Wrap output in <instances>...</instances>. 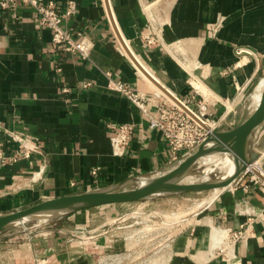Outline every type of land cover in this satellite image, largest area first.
<instances>
[{
  "label": "crops",
  "instance_id": "1",
  "mask_svg": "<svg viewBox=\"0 0 264 264\" xmlns=\"http://www.w3.org/2000/svg\"><path fill=\"white\" fill-rule=\"evenodd\" d=\"M55 1L61 10L66 7L67 0ZM75 1L77 13L66 25L74 36L82 30L94 42L89 59L77 52L54 54L52 32L34 7L0 10V216L51 198L129 185L138 175L170 166L173 154L162 132L109 86L112 77L133 89L155 90L120 49L119 33L127 53L133 50L176 94L200 88L217 96V116L231 113L227 101L264 74V0ZM146 3L163 28L164 43L152 47L141 39L149 23ZM147 109L158 114L153 99ZM111 122L135 127L122 156L112 151ZM14 132L37 149L23 154ZM14 155L17 161L3 160ZM251 176L238 177L172 227L166 244L133 241V234L117 233L110 222L93 228L98 233L92 238L74 235L99 220L95 208L109 213L118 204L113 203L54 219L34 232L1 231L0 264H138L136 253L146 255L147 264H264V179ZM241 228L243 235L229 242L230 231Z\"/></svg>",
  "mask_w": 264,
  "mask_h": 264
},
{
  "label": "built area",
  "instance_id": "2",
  "mask_svg": "<svg viewBox=\"0 0 264 264\" xmlns=\"http://www.w3.org/2000/svg\"><path fill=\"white\" fill-rule=\"evenodd\" d=\"M106 3V0H103ZM21 5H29L35 8L38 13L40 23L49 28L52 32L50 46L54 54L60 51L79 53L83 58L89 59L92 56L94 42L82 30L78 31L74 36L72 31L67 27V20L77 13V4L75 0H67L66 7L61 10L55 0H0V10L7 11L18 9ZM151 5L145 4L148 13V29L141 34L143 43L149 47L164 43L162 21L158 20L156 15L151 11ZM111 21L115 23L112 13H108ZM119 46L124 51L134 65L141 73L139 59L130 49V54L125 50L124 43L128 45L125 38L119 33ZM141 64V63H140ZM142 74L149 78L155 86L153 93L130 88L124 81L116 80L111 77L109 86L112 89L125 95L135 106L143 113H146L150 120L149 125L152 128L159 129L167 139L169 148L172 151L173 158L171 164H175L183 160L187 155L194 152L197 147L202 144L217 127L222 123L226 115L217 116L214 110L216 102L219 98L214 94H206L200 88L195 92L180 96L171 91L165 84L157 79L147 68ZM61 70V68H59ZM148 72V73H147ZM156 80L152 79L151 76ZM86 82V86L90 85ZM244 89H242L243 91ZM241 92V90H240ZM239 92V94H240ZM238 94V96H239ZM150 99L155 100L158 108V114H152L147 109ZM110 126L114 129L111 137L112 151L116 156H122L126 153L134 133V124L131 122H111ZM15 138L19 142V146L23 154L29 156L32 150H36L30 138L21 133L14 132ZM261 153V152H260ZM18 155L3 157V160L17 161ZM98 168L94 169L96 172ZM250 168L243 172L245 175ZM241 175V176H242ZM253 180H261L262 178L256 174L252 176ZM237 181V180H236ZM235 181V182H236ZM39 223V222H37ZM244 227V225H242ZM98 232L85 227H79L75 232V236L89 239L94 237ZM244 230H231L227 235V240H235L241 237Z\"/></svg>",
  "mask_w": 264,
  "mask_h": 264
},
{
  "label": "water",
  "instance_id": "3",
  "mask_svg": "<svg viewBox=\"0 0 264 264\" xmlns=\"http://www.w3.org/2000/svg\"><path fill=\"white\" fill-rule=\"evenodd\" d=\"M151 78L154 79L152 76ZM242 108V104H237L235 110L228 114L214 133L180 162L150 174L136 176L134 180L137 181V185L128 187L125 181L43 200L24 209L1 215L0 232L20 224L25 231H29L25 223L32 220L37 221L41 216L44 217L43 220L48 221L96 206L143 201L157 196L189 191L209 190L224 187L232 181L235 182L256 161L264 149V142H259L257 139V132L264 123V90L261 102L253 113L248 116L242 112ZM217 151L234 158L236 166L230 176L220 174L221 177L213 176L208 181L182 182L188 175L198 173L195 169L204 155Z\"/></svg>",
  "mask_w": 264,
  "mask_h": 264
},
{
  "label": "rangeland",
  "instance_id": "4",
  "mask_svg": "<svg viewBox=\"0 0 264 264\" xmlns=\"http://www.w3.org/2000/svg\"><path fill=\"white\" fill-rule=\"evenodd\" d=\"M262 77H264V74L258 76L249 86L243 88V91L241 89L239 96H237L234 100L227 101L226 105L228 109L230 104L232 108L233 105L242 104L243 113H246L248 116L253 113L254 108L258 104L251 102V100L253 101V99L251 98L255 94L257 84ZM204 92L206 94H209V92L205 90ZM229 111L231 112V110ZM228 114L230 113L227 112L226 114V112H224L223 116ZM224 120L225 118H223V121ZM257 139L259 142H264V123L257 132ZM263 153L264 149L261 151L259 157L255 161L256 163L260 158H262V166L260 167V169L258 168L260 170L259 173H264ZM200 165L202 164L199 162L195 170L202 171L206 168L205 164L202 166ZM247 174L258 175L257 171L253 169H250ZM233 183L234 181L230 182L224 188L229 187V185L231 186ZM137 184V181H133L131 184L128 185V187H133ZM215 190L216 189L214 188L203 191H189L178 194L157 196L143 201L118 203L112 209L113 211H110L111 213H107L108 208H95L93 210V213L94 215H96L97 218H99V220L91 226L83 225V227L87 229H93L95 227H98L100 228V230H102V228L105 227L103 222H110L111 225L117 226V233L125 231L130 235L133 234V241L137 240L139 242H145V239L150 238L154 240L152 243V247H155L158 244H166L169 239L170 230H173V228L177 229L178 226H180L185 219L202 210L207 205L209 201L208 198H210L215 193ZM52 220L54 219L48 221H27L25 223V226L29 231L34 232L36 230H39L41 226H43L44 224H48ZM13 228H23V226L22 224H20ZM133 257L134 261L136 260L138 264H147V262H149L150 260L148 257H146V255L143 256L139 253H136V255L132 256V258ZM125 259H123V263L126 261Z\"/></svg>",
  "mask_w": 264,
  "mask_h": 264
},
{
  "label": "bare ground",
  "instance_id": "5",
  "mask_svg": "<svg viewBox=\"0 0 264 264\" xmlns=\"http://www.w3.org/2000/svg\"><path fill=\"white\" fill-rule=\"evenodd\" d=\"M151 7V6H150ZM130 52V50H129ZM140 62V60H139ZM141 63V62H140ZM139 63V66L140 68L142 69L143 71V68H142V63L140 64ZM141 74H143L141 72ZM169 88V87H168ZM171 90V89H170ZM203 90V89H202ZM263 90H264V77H262L258 84H257V88H256V92L255 94L252 96L251 99H253V101L251 100V102H254V103H257L258 105L254 108V111L258 108L260 102H261V99H262V95H263ZM172 91V90H171ZM208 91V90H207ZM209 92V91H208ZM245 102V101H244ZM235 106L233 107V109L231 110L234 111L235 110ZM228 115H226L227 117ZM257 160V159H256ZM200 163L202 165H206V168L203 169L202 171H198V173L196 174H192V175H188L186 178L183 179L182 182H185V183H193V182H203V181H208L210 180L213 176H220V173H222L223 175L222 176H230L234 170H235V166H236V162L234 160V158L232 156H230L229 154H223V153H220V152H212V153H208L206 155H204L201 159H200ZM255 163V162H254ZM252 164L249 168L250 169H253L255 171H257L258 175L261 177V178H264V173H259V169L260 167L262 166V158H260L255 164ZM200 165V166H202ZM256 165V166H254ZM259 168V169H258ZM221 177V176H220ZM229 184V183H228ZM227 184V185H228ZM226 185V186H227ZM230 186V185H229ZM225 187V186H224ZM223 186L221 187H217L215 188V193L210 197L208 198V203L211 202L215 196L218 194L219 191H221L223 188ZM203 202V201H202ZM205 202V200H204ZM207 203V204H208ZM44 217H39L37 219V221H42Z\"/></svg>",
  "mask_w": 264,
  "mask_h": 264
}]
</instances>
